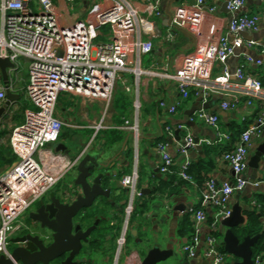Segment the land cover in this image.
Instances as JSON below:
<instances>
[{"label":"built area","instance_id":"2783aa9c","mask_svg":"<svg viewBox=\"0 0 264 264\" xmlns=\"http://www.w3.org/2000/svg\"><path fill=\"white\" fill-rule=\"evenodd\" d=\"M104 1L101 8L93 11L90 21L66 23L53 0H0V58L10 59L15 65L14 69L9 70V86L13 92L17 90V77H14L20 70V61L27 62L29 83L26 94L32 105L31 109L25 111L24 123L14 127L9 138V146L17 160L0 175V257L13 260V251L9 247L13 245L12 240L26 228V224L18 222V219L77 166L91 146L90 143L77 160L66 159L68 163L59 170L61 166L58 162H63L65 156L53 153L48 146L59 142L65 126L57 115L60 96L68 94L93 104L99 103L101 116L91 128L96 134L115 129L110 120L113 118L119 83L124 91L131 92L128 82L122 79L123 75H131L136 86L140 85L144 76L174 81L182 102L192 96L203 103L214 96L230 98L231 101H223V110H236L243 97L249 106L256 100L261 102L263 110L257 120L221 156V160L228 163L234 172L235 183L219 184L212 178L204 182L201 186V205L194 212L195 235L192 243L184 247L185 253L193 259L200 246L203 225H208L209 234L205 239L207 264H226L227 255L220 249L217 236L221 232L222 221L232 214V197L243 192L249 184L245 175L253 143L264 136V83L250 74L246 64L231 73L227 62L244 45L249 48L257 45L254 41H245L241 33L258 32L260 18L257 15L234 16L229 25V33L234 37L232 43L228 36L221 35L203 54L187 55L182 66L174 72H160L144 69L142 65L143 57L153 51L154 39L160 36L152 20L161 15L158 2L148 1L141 11L132 0ZM36 5L38 7L34 8ZM244 5L245 0H230L228 10L236 13ZM215 10L207 6L206 0H196L195 5L182 6L175 11L171 26L177 28L187 24L193 33H200L199 23ZM103 27L110 29L109 40L98 42ZM171 38L169 32L167 39ZM245 59L247 63L258 66L264 64L263 60H255L248 55ZM215 63L223 67L217 76H213L208 67ZM0 100H6L4 84L0 87ZM181 101L172 106L163 101L161 105L174 115ZM140 110L141 105L137 101L134 118H123V124L117 128L132 135L136 146L141 141ZM195 119L219 131L220 117L217 113L198 110L191 118L192 121ZM175 130L184 133L178 153L185 161L178 172H174L175 159L168 145L160 143L158 151L162 160L159 171L165 175L176 173L182 180L195 184L189 173L192 167L190 154L203 144L196 140L186 125L167 127L170 136ZM218 138L219 142L231 140L230 135L223 133H218ZM204 143L212 144L209 141ZM44 155H50L51 160L46 161ZM139 181V172L134 171L120 182V186L129 194L114 264H120L130 230V218L136 211L137 199L142 197L138 189ZM261 184L264 181L254 185ZM252 206L264 217V203L253 201ZM209 217L213 219L211 223L208 222ZM14 264L22 263L14 261ZM254 264H264L263 255L254 257Z\"/></svg>","mask_w":264,"mask_h":264},{"label":"crops","instance_id":"0c3cea01","mask_svg":"<svg viewBox=\"0 0 264 264\" xmlns=\"http://www.w3.org/2000/svg\"><path fill=\"white\" fill-rule=\"evenodd\" d=\"M138 9L141 11L147 5L148 1L154 3L158 2L161 15L154 17L152 20L155 24V28L160 35L153 41L154 48L151 54L144 56L142 59V65L144 69H151L153 71H165L174 72L176 68H180L183 64V60L187 55L203 54L209 45L215 43V39L221 35L228 36L230 42L234 41L233 35L229 33V25L234 16L257 15L260 18V27L258 32L251 33V41L257 43V45L249 48L246 45L241 49H237L235 55L229 58L227 65L231 73H235L237 69L246 64L249 68L248 71L251 75L258 77L264 83V64L258 66L255 63H247L245 56H251L253 59H261L264 62V0H245V5L238 12L232 13L224 9L226 0H206L208 7L215 8V12L206 15L199 23L200 33H193L187 24L181 25V27L173 28L170 23L173 21V14L180 7L195 5L196 0H132ZM53 2L61 10L62 19L66 23H74L76 21L88 22L92 19L93 11L101 8L105 3L104 0H76L75 2H69L65 0H53ZM171 5L172 17L168 14V9ZM38 6L36 5L37 8ZM230 12V13H229ZM110 29L103 27L101 34L103 41L109 40ZM169 32L172 38L167 39ZM242 37V36H241ZM244 38V37H242ZM245 39V38H244ZM245 41H249L245 39ZM27 65V78L28 82L25 87H21L16 93L23 94L25 100L27 98L26 87L29 83L28 64L23 61L22 65ZM209 70H212L213 76H217L222 72V65L215 63L208 65ZM21 68V67H20ZM14 77V76H13ZM16 78V75L15 77ZM122 79L128 82L131 92L124 91V87L119 89L117 94V100L119 104L114 103L112 119L110 124L115 130L120 133L122 140L114 143L112 148L101 146L105 144L102 140L99 147L93 146L92 141L86 142L81 132L92 131L95 132L91 126L94 122H98L101 116V105L99 103H90L80 97H72L79 101L77 107H67L63 109L62 113H57L61 118L65 126L72 131L71 136L64 138L58 144L65 145L70 154L57 151L55 147H48L55 154L65 156L63 162H58L61 170L65 163H68V159L75 161L83 153L86 147L91 143L88 150H94L95 153L100 151H106L105 161L120 155L119 159L114 163L111 169H109L104 180L105 188H111L113 190V200L116 206L110 205L106 200H102V210L97 208L91 210L93 215L86 224H90L91 221H95L96 217H105L107 220H103L100 223V228L94 232V237L99 236L97 233L101 232L100 248L99 250L88 247L87 252L83 254L79 260L84 263L81 264H114L116 261V251L118 248V238L125 221V207L128 201V192L120 186L121 179L126 175H131L134 171H138L140 175V181L138 189L142 193L141 205L144 203V213L141 215V220H137L132 224L130 222V230L128 236L133 241L142 245L143 250H133L128 253L127 249L123 250L124 253L120 258V264H141L143 257H145L150 249L153 247H160L161 249H172L175 253L174 257L165 264H207L205 258V239L209 234L208 225H203L201 232V242L197 250L196 256L192 259L184 251L186 245L192 243L195 235V216L194 212L199 209L201 205V186L195 180V184L182 180L176 173L165 175L159 171L161 165V154L158 151V145L160 143H166L170 154L175 159L174 172H178L180 166L185 161L178 153V149L184 133L181 134V140H177L176 130L173 136H170L167 132V127H177L179 125H186L190 133H192L196 140L201 142V145L197 150L192 151L190 154V160L192 166L194 164L203 161L207 165V172L203 173L205 181L207 179H214L219 184L226 182L235 183V175L230 165L221 160L222 153L229 148L233 147L239 136L240 132H243L249 125L253 124L259 114L262 112L263 107L260 101L256 100L252 106L246 104V98L243 97L241 104L236 110H223L221 105L223 101H231L230 98H222L219 96L212 97L207 102H213V105L217 107V114L220 117L219 131L215 128L203 124L201 121L195 119L192 121L189 117V112L196 108L199 98L191 97L187 101H181L177 84L174 81L163 80L159 78H152L144 76L141 79L140 85L136 86L133 83L131 75H123ZM2 80H0V87L2 86ZM19 91V92H18ZM21 96V95H20ZM122 96V97H121ZM120 98H123L120 102ZM21 100V99H20ZM29 101V100H28ZM139 101L141 110L139 113L141 141L136 146L135 140L129 133L117 129L123 124V118L133 119L135 116V103ZM166 102L168 106L177 105L182 102L177 110V113L172 115L169 113L168 108L162 107L161 103ZM4 101L0 100V106ZM20 103L17 102L13 105L16 106ZM203 103V102H202ZM94 105H98L100 111L97 112L94 109ZM117 107V108H116ZM119 108V109H118ZM128 108V109H127ZM127 113L122 116L121 113ZM206 111L212 112L208 109ZM8 122L16 121L12 128L7 127ZM25 121V114L21 118L13 116L12 110H10L3 119L0 131L9 132L5 139L9 143V138L14 127L23 124ZM194 122L195 125H187ZM76 128H73V127ZM240 131V132H239ZM218 133L228 134L231 140H222L219 142ZM98 136V134L96 135ZM209 141L212 144L207 145L204 142ZM264 142V136L256 139L250 150L248 169L246 171V178L248 180V186L244 190L246 193L241 195L235 194L231 199V207L240 204L243 209V217L245 219V225L236 229V231L242 236L246 235L244 231L249 225L248 213H254L262 225V234H264V217L261 212L252 206L253 201L264 203V184L254 185L257 182L264 181V157L259 165L258 169L251 168L249 166L250 159L257 150V148ZM126 144V145H125ZM205 148L213 151L209 157L206 155ZM230 148V149H231ZM122 151H124L122 153ZM46 161L51 160L50 155H44ZM67 159V160H66ZM76 166L67 172L62 180L73 170ZM141 173H143L141 175ZM77 175V171H76ZM141 176L143 178H141ZM76 177V176H75ZM74 177V178H75ZM74 178H71L69 185H72ZM61 180V181H62ZM116 181L115 183L113 182ZM173 181V184L170 182ZM204 181V182H205ZM170 184V185H169ZM66 185L59 188L56 192L51 194L61 193L66 189ZM69 187V186H68ZM126 201V204L123 203ZM136 212V211H135ZM211 215V211H208ZM135 213H133L134 215ZM132 215V216H133ZM131 216V218H132ZM130 218V219H131ZM133 231H137L136 235H132ZM224 229L221 226V232L219 233L218 240L219 246L223 247V233ZM245 234V235H244ZM257 236V235H256ZM255 237V236H252ZM99 242V241H98ZM129 243L128 237L126 246ZM103 244V245H102ZM99 247V243L97 244ZM125 246V248H126ZM124 248V249H125ZM225 251V250H224ZM227 262L226 264H234L235 261L226 251ZM264 257V255H263Z\"/></svg>","mask_w":264,"mask_h":264},{"label":"water","instance_id":"95a60500","mask_svg":"<svg viewBox=\"0 0 264 264\" xmlns=\"http://www.w3.org/2000/svg\"><path fill=\"white\" fill-rule=\"evenodd\" d=\"M229 1L226 0L225 10H228ZM168 14L172 17L171 5ZM241 36L248 40L251 39L250 32H242ZM14 68L15 65L10 59L0 58V80H2L6 89V100L0 106V126L13 105L21 99L20 94L13 92L9 86V70ZM202 109H210L212 113H217V107L213 105V102L202 103L200 100L197 107L188 113L189 117ZM187 125L195 124L191 122ZM181 134L182 131L176 130L178 141L182 138ZM48 147H55L57 151L65 152L67 155L70 154V150L63 144H50ZM105 154L106 151L95 153L94 150H91L87 152L76 166L77 175L72 185L62 190L61 193L54 194L36 211L30 213V218L34 222L40 223L43 232L40 234L30 233L14 238L12 240L15 246L12 254L14 261L22 264H55L59 260L61 261L60 264H81L85 262V260L83 262L79 260L84 248L91 243L92 234L100 228V223L107 220L105 217H96L94 224L86 228L87 221L93 215L90 211L95 208L102 210V200H106L113 207L116 206L112 198L113 190L105 188L104 180L107 176L106 172L112 168L121 153L107 161L104 159ZM263 157L264 142L253 153L249 166L258 169ZM113 182L116 181L113 180ZM142 193L144 194V190H142ZM245 193L246 191H243L240 194L244 195ZM63 200H70V202ZM124 204H126V201ZM244 225L245 219L240 204L235 205L232 208L231 216L221 223L225 230L222 241L223 247L230 256L238 260L234 264H254V248L260 235L255 237L240 235L236 229ZM50 233H52L51 238L47 236ZM136 234L137 231L132 232V235ZM174 255L172 249L163 250L156 246L148 251L141 264H165ZM13 260L2 256L0 257V264H14Z\"/></svg>","mask_w":264,"mask_h":264},{"label":"rangeland","instance_id":"374dc122","mask_svg":"<svg viewBox=\"0 0 264 264\" xmlns=\"http://www.w3.org/2000/svg\"><path fill=\"white\" fill-rule=\"evenodd\" d=\"M99 41H103L102 39H99L98 40V42ZM22 63H23V60H21L20 61V70L17 72V75H16V77H17V83H18V89H20L21 87H25L26 86V84H27V82H28V78H27V73H26V70H27V65L26 64H24V65H22ZM14 76V75H13ZM120 89H122V85H121V82H120ZM22 96H23V99H22V101L18 104V105H16V106H14V107H12L10 110H12V112H13V116H16V118L18 119V118H21V117H23L24 116V114H25V111H24V109H23V107H22V105H23V102H24V100H25V96L22 94ZM27 100V99H26ZM77 104L79 105V101L78 100H75V98H72L70 95H68V94H62L61 96H60V98H59V102H58V105H57V113H62V111H63V109H65V108H67L68 106L69 107H72V106H74V107H77ZM95 107H94V109L97 111V112H99L100 111V108L98 107V105H94ZM29 109H31V108H29ZM5 122H8V120H5ZM15 122L16 121H10V122H8L7 123V127H9V128H12V126H14L15 125ZM104 132H106V131H104V130H102V131H100L99 133H100V136L97 138V134H96V132H92V131H84V132H81L80 134H82V136L84 137V139L86 140V142H90V141H92L93 140V146H95L96 148H98L99 147V144H101V142H102V140L104 139L103 138V136H104ZM0 133L2 134V136L3 137H5L6 138V136H7V134H9V132H2V131H0ZM71 134H72V131H70L67 127H64L63 128V132H62V135H61V138H60V140H59V142L61 141V140H63L64 138H67V137H69V136H71ZM58 142V143H59ZM107 142H108V140L106 139V141H105V144H103V145H101V146H104V145H107ZM58 143H56V144H58ZM1 144L2 145H5V146H9V143H8V141L5 139V141L3 142V141H1ZM103 148H105V146L103 147ZM6 156H5V154H2V158H5ZM16 160H17V158L15 159V161L14 162H16ZM13 162V163H14ZM12 163V164H13ZM11 164V165H12ZM11 165H9V166H3V164L0 162V175L3 173V172H5ZM5 170V171H4ZM143 173H141V175H142ZM76 176V169L75 170H73L72 172H70L62 181H60V182H58L42 199H46L52 192H56L59 188H61L62 186H64V185H66L67 187L68 186H70L69 185V182L71 181V178L73 177H75ZM141 178H143L142 176H141ZM66 187V188H67ZM41 199V200H42ZM40 201V200H39ZM38 201V202H39ZM38 202L34 205V206H32L27 212H25L19 219H18V222H22V223H24V224H27L28 223V215H29V212L32 210V209H34L35 208V206L38 204ZM141 203V199H137V201H136V212H135V214L132 216V218L130 219V222H132V224L133 223H135L137 220H141V215H143V213H142V211H143V207H142V205L140 204ZM99 236H97V237H92V239H91V243L93 244V245H90V248H93V249H97V250H99V249H101L100 248V237H102V235H101V232H98L97 233ZM99 241V242H98ZM128 241H129V243L127 244V246H126V248L124 249V250H126L127 249V252L128 253H130V252H132L134 249L135 250H138V251H142L143 250V247H142V245H140L139 243H136V241H133V239H131L130 238V236H128ZM99 243V247H98V244ZM103 245V244H102ZM14 247L15 246H13V245H11L10 247H9V249L11 250V251H13L14 250ZM87 249H89V248H87V247H85L84 248V251L82 252V255L83 254H85L86 252H87ZM117 252H118V248H117V251H116V254H117ZM123 253H124V251H123Z\"/></svg>","mask_w":264,"mask_h":264},{"label":"trees","instance_id":"16d2710c","mask_svg":"<svg viewBox=\"0 0 264 264\" xmlns=\"http://www.w3.org/2000/svg\"><path fill=\"white\" fill-rule=\"evenodd\" d=\"M20 95H21V100H20V102H21L22 99H23V96H22L21 93H20ZM122 99L123 98H120V102L122 101ZM116 100H117V98L115 99V102H114L115 106H116V104H119V99H118L117 103H116ZM22 107H23V109L25 111V110H27L29 108H32V105H31L30 101L24 100ZM127 111L128 110H126V112L122 111L121 115L124 116L127 113ZM241 133L242 132H240V134ZM99 136H100V133H98L97 138ZM103 138H104V142L106 141V139L108 140L107 145H104V146H107L110 149L112 148L114 143H116V142H118V141L123 139L122 136H120V133L116 132L115 130L114 131L113 130H107L106 132H104ZM3 139H4V137L0 133V162L3 164V166H9L15 161L16 156L13 154L10 146H5V145L1 144V141H3ZM204 152L209 157V155H211L213 151L208 150L207 148H205ZM2 154H5L6 157L2 158ZM207 171L208 170H207L206 163L203 162V161H200L199 163L194 164L191 167L189 173L193 176V178L201 186L204 183V181H205V176L203 175V173H206ZM170 184H173V181H171ZM142 207H143L142 213H144V203L142 204ZM248 218H249V225L246 228V230L244 231V233L246 235L248 234L250 236L260 235V238H259V240H258V242H257V244H256V246L254 248V257H256L257 255H264V234L261 233L262 232V225L259 223V221H258V219H257V217H256V215L254 213H248ZM212 220L213 219L211 217H209L208 222L211 223ZM87 225H89V223ZM218 236H219V234H218ZM91 245H93V244H91ZM220 249L225 253L223 248L220 247Z\"/></svg>","mask_w":264,"mask_h":264},{"label":"flooded vegetation","instance_id":"af4514ba","mask_svg":"<svg viewBox=\"0 0 264 264\" xmlns=\"http://www.w3.org/2000/svg\"><path fill=\"white\" fill-rule=\"evenodd\" d=\"M54 194H50L46 199H42V200H40L39 202H38V204L35 206V208L34 209H32L30 212H29V215H28V223L26 224V228L21 232V233H19V235L17 236V237H21V236H23V235H27V234H30V233H33V234H37V233H42L43 231L41 230V228H40V223H37V222H34L31 218H30V213H32L33 211H36L39 207H41V205H43L45 202H47L52 196H53ZM63 201H65V200H63ZM65 202H70V200H66ZM90 212H92V211H90ZM94 222L95 221H91V223L89 224V225H86L85 227L87 228V227H91L93 224H94ZM51 235H52V233H50V234H47V236L49 237V238H51ZM94 236V232H93V234H92V237ZM92 239V238H91ZM46 244H48L47 242H46ZM92 244V243H91ZM91 244H89V245H86V247L88 248V247H90V245ZM60 260L59 261H57L55 264H60Z\"/></svg>","mask_w":264,"mask_h":264}]
</instances>
